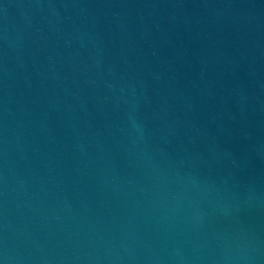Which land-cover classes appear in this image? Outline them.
I'll return each mask as SVG.
<instances>
[{
	"label": "water",
	"instance_id": "95a60500",
	"mask_svg": "<svg viewBox=\"0 0 264 264\" xmlns=\"http://www.w3.org/2000/svg\"><path fill=\"white\" fill-rule=\"evenodd\" d=\"M0 264H264V0H0Z\"/></svg>",
	"mask_w": 264,
	"mask_h": 264
}]
</instances>
